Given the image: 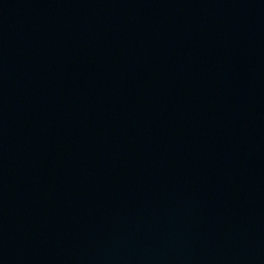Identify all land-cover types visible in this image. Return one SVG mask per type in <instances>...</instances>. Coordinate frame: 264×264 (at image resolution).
<instances>
[{"label":"water","instance_id":"water-1","mask_svg":"<svg viewBox=\"0 0 264 264\" xmlns=\"http://www.w3.org/2000/svg\"><path fill=\"white\" fill-rule=\"evenodd\" d=\"M0 264H264V0H0Z\"/></svg>","mask_w":264,"mask_h":264}]
</instances>
